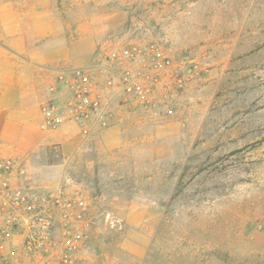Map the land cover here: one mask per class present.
Instances as JSON below:
<instances>
[{
	"label": "rangeland",
	"instance_id": "1",
	"mask_svg": "<svg viewBox=\"0 0 264 264\" xmlns=\"http://www.w3.org/2000/svg\"><path fill=\"white\" fill-rule=\"evenodd\" d=\"M36 1L0 0V42L16 30L34 42L52 24L49 41L79 40L78 18L115 13L128 30L105 54L160 41L200 65L173 115L130 116L138 125L117 148L79 139L87 208L74 264H264V0Z\"/></svg>",
	"mask_w": 264,
	"mask_h": 264
},
{
	"label": "built area",
	"instance_id": "2",
	"mask_svg": "<svg viewBox=\"0 0 264 264\" xmlns=\"http://www.w3.org/2000/svg\"><path fill=\"white\" fill-rule=\"evenodd\" d=\"M199 67L191 53L178 54L166 43L150 41L57 69L40 105V128L55 131L72 123L87 141L124 116L159 121L175 113L179 95ZM15 172L26 173L19 159H0V264H74L84 240L86 201L68 196L61 186L14 187L10 177ZM15 235L18 245L12 244Z\"/></svg>",
	"mask_w": 264,
	"mask_h": 264
},
{
	"label": "crops",
	"instance_id": "3",
	"mask_svg": "<svg viewBox=\"0 0 264 264\" xmlns=\"http://www.w3.org/2000/svg\"><path fill=\"white\" fill-rule=\"evenodd\" d=\"M49 1L37 0L36 3L44 5ZM37 15L33 21L40 26ZM106 17L101 22L78 18L75 31L79 40L49 41L48 35L59 32L51 23L52 30L39 32V39L34 42L28 41L25 30H16L0 42V159L17 158L26 170L24 177L17 172L11 175L14 187L32 184L50 189L61 186L68 196L77 194L85 200L82 194L85 181L76 174L79 165L72 164V156L79 155L75 154L81 138L79 128L66 122L58 130H42L40 105L57 77V69L95 62L105 55L112 37L126 34L128 27L124 19L114 21L115 13H108ZM136 125L135 120L124 116L117 124L94 136L97 148H117L124 135ZM57 146L62 147L66 156L61 163L49 160L55 155ZM59 226L57 235L62 234ZM18 243L19 236L15 235L12 244ZM79 257L76 264L91 261L84 258V254Z\"/></svg>",
	"mask_w": 264,
	"mask_h": 264
}]
</instances>
